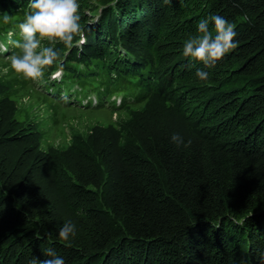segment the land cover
<instances>
[{"label": "trees", "instance_id": "16d2710c", "mask_svg": "<svg viewBox=\"0 0 264 264\" xmlns=\"http://www.w3.org/2000/svg\"><path fill=\"white\" fill-rule=\"evenodd\" d=\"M78 2L86 42L57 45L44 91L4 74L0 52V264L47 259L49 247L65 264H264V0ZM28 4L0 0L13 17L1 42ZM211 15L234 24L237 47L200 81L182 49ZM32 94L54 117L93 95L84 108L129 122L40 155L16 108Z\"/></svg>", "mask_w": 264, "mask_h": 264}, {"label": "clouds", "instance_id": "9594fccd", "mask_svg": "<svg viewBox=\"0 0 264 264\" xmlns=\"http://www.w3.org/2000/svg\"><path fill=\"white\" fill-rule=\"evenodd\" d=\"M171 2L172 0H163L165 5ZM244 19L247 20V17ZM12 20L13 17L8 13L0 12V22L4 25ZM234 28V24L223 16L211 15L200 19L196 34L184 42L183 57L194 67L197 64L202 65L195 72L200 81L209 78V72L205 69L214 68L237 47ZM9 36L6 43L0 42V52L7 62L3 73L11 71L25 81L39 82L57 65L60 58L57 45L71 48L74 44L83 45L86 42L81 25L80 4L78 0H29L27 13L16 25V31ZM10 48L13 51H10ZM171 141L177 145L184 143L183 139L175 134ZM75 232L76 226L69 220L60 227L57 239L70 243ZM45 252L49 258L38 260L33 257L30 264H65L64 258L58 256L54 248L49 247Z\"/></svg>", "mask_w": 264, "mask_h": 264}, {"label": "rangeland", "instance_id": "374dc122", "mask_svg": "<svg viewBox=\"0 0 264 264\" xmlns=\"http://www.w3.org/2000/svg\"><path fill=\"white\" fill-rule=\"evenodd\" d=\"M74 45L78 46L80 44ZM60 76V69H54L49 75L50 79L55 81H58ZM35 85H37V87L35 86L37 89L44 91L42 80L36 82ZM73 89H77L76 86H74ZM64 99L65 97L62 98V100ZM111 99L117 103L119 97H113ZM79 101L80 105H78V103L73 104L76 106V109L66 111L60 110L56 117L51 115L47 110V107L41 104L34 94L25 96L19 101L16 107L20 112L19 116L23 117V114L28 115L38 130L37 134L42 137V141L38 148L40 155L46 153L49 146L57 149L67 147L73 141V134H89L91 133L92 127L95 125L104 126L110 122L113 123L114 121H117L118 127H121V125H126L129 122V117L125 114H119L117 116V114L113 113L110 115L107 111L95 110V108H84L82 105L86 102L83 98H80ZM86 101L91 104L96 103L93 95H91V99ZM18 118L21 119V117Z\"/></svg>", "mask_w": 264, "mask_h": 264}]
</instances>
